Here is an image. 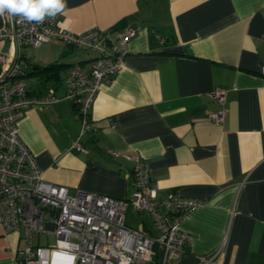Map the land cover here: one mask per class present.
Instances as JSON below:
<instances>
[{
  "label": "crops",
  "instance_id": "crops-1",
  "mask_svg": "<svg viewBox=\"0 0 264 264\" xmlns=\"http://www.w3.org/2000/svg\"><path fill=\"white\" fill-rule=\"evenodd\" d=\"M10 24L0 16V27ZM54 25L137 31L90 106L92 130L81 135L64 79L72 64L87 70L94 52L52 40L17 52L28 93L52 88L57 98L32 104L17 121L43 178L69 193L128 198L139 157L157 199L176 193L200 202L179 223L190 235L180 264H200L215 250L217 264H264V0H66ZM0 51L15 52L8 39ZM219 88L227 89L226 112L217 124L211 92ZM75 140L87 152L75 150ZM140 225L155 230L148 215ZM24 245L20 231L0 223V264H16Z\"/></svg>",
  "mask_w": 264,
  "mask_h": 264
},
{
  "label": "built area",
  "instance_id": "built-area-1",
  "mask_svg": "<svg viewBox=\"0 0 264 264\" xmlns=\"http://www.w3.org/2000/svg\"><path fill=\"white\" fill-rule=\"evenodd\" d=\"M58 14L42 22L16 16L10 25L0 27V41L10 40L15 50L12 55L0 51V223L6 231H20L25 239L16 252V264H148L154 260L180 264L190 235L179 223L200 205L198 200L176 193L157 199V185L139 157L131 169L134 189L128 198L82 190L69 193L66 186L43 178L35 155L19 136L17 121L26 108L57 99L52 88L39 97L28 93L17 57L21 48L52 40L94 52L87 70L72 64L64 79L65 98L74 104L81 135L92 130L90 106L100 85L110 82L122 67L125 44L137 31L133 26L117 35L107 30H60L54 25ZM226 92L225 88L211 92L219 107L210 118L217 124L224 120ZM72 147L87 152L77 140ZM128 206L146 213L155 230L128 226ZM35 233H53L54 244H36ZM218 252L200 256V264H217Z\"/></svg>",
  "mask_w": 264,
  "mask_h": 264
},
{
  "label": "clouds",
  "instance_id": "clouds-1",
  "mask_svg": "<svg viewBox=\"0 0 264 264\" xmlns=\"http://www.w3.org/2000/svg\"><path fill=\"white\" fill-rule=\"evenodd\" d=\"M66 8V0H0V16H19L22 21L42 22Z\"/></svg>",
  "mask_w": 264,
  "mask_h": 264
},
{
  "label": "rangeland",
  "instance_id": "rangeland-1",
  "mask_svg": "<svg viewBox=\"0 0 264 264\" xmlns=\"http://www.w3.org/2000/svg\"><path fill=\"white\" fill-rule=\"evenodd\" d=\"M143 216H147L146 213L134 214L131 213L130 209L125 214V223L131 227H138L140 223V219ZM34 241L36 244L39 245H47V244H54L55 242V235L53 233L45 234V233H35Z\"/></svg>",
  "mask_w": 264,
  "mask_h": 264
},
{
  "label": "trees",
  "instance_id": "trees-1",
  "mask_svg": "<svg viewBox=\"0 0 264 264\" xmlns=\"http://www.w3.org/2000/svg\"><path fill=\"white\" fill-rule=\"evenodd\" d=\"M53 66H56V64L53 63V64H50V65H47V66L41 68L40 71H41V70H44V71H45V70H47V69H50V68L53 67ZM148 264H156V260H154L153 262H150V263H148Z\"/></svg>",
  "mask_w": 264,
  "mask_h": 264
},
{
  "label": "snow or ice",
  "instance_id": "snow-or-ice-1",
  "mask_svg": "<svg viewBox=\"0 0 264 264\" xmlns=\"http://www.w3.org/2000/svg\"><path fill=\"white\" fill-rule=\"evenodd\" d=\"M69 259H73V258L69 257Z\"/></svg>",
  "mask_w": 264,
  "mask_h": 264
}]
</instances>
